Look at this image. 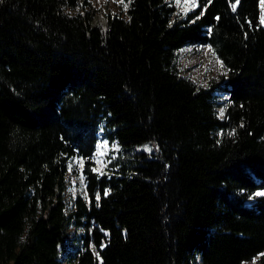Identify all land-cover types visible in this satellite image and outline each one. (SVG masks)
Segmentation results:
<instances>
[{"label": "trees", "instance_id": "16d2710c", "mask_svg": "<svg viewBox=\"0 0 264 264\" xmlns=\"http://www.w3.org/2000/svg\"><path fill=\"white\" fill-rule=\"evenodd\" d=\"M129 1L0 0V264H264L261 0ZM203 44L223 86L180 73ZM101 128L122 154L99 174ZM75 157L87 198L68 214Z\"/></svg>", "mask_w": 264, "mask_h": 264}, {"label": "rangeland", "instance_id": "374dc122", "mask_svg": "<svg viewBox=\"0 0 264 264\" xmlns=\"http://www.w3.org/2000/svg\"><path fill=\"white\" fill-rule=\"evenodd\" d=\"M81 2L83 0H80ZM86 9L90 11L91 8L97 9L100 14L104 16H126V12L129 6V0H124V4H127V8H124V4L118 2V0H86ZM171 5L176 8L177 14L181 17L186 16L191 11L198 7V0L192 3V0H167ZM91 6V7H90ZM262 17H264V4L261 3ZM85 8L77 6L71 9L72 14L84 12ZM264 24V23H263ZM178 65L182 76L190 78L199 86L208 87L212 81L219 82L220 85H224V79L227 75V69L223 62L220 60L215 50L210 44L185 46L178 50ZM228 96L219 92L218 101L224 105L227 103ZM222 110V111H221ZM220 117L223 116L224 106L218 108ZM145 149H150L147 151ZM136 151L154 152V146L147 143L141 146H137ZM122 154V148L117 141L109 142L104 135V131L101 128L99 132V140L97 149L94 155L95 166L94 169L97 173H104L106 166L114 159ZM84 162L81 158L75 157L69 162V172L67 174V190H66V203L68 214L75 207V200L78 196L87 198L86 193V178L83 174ZM258 192H264L260 190ZM83 231L77 229L73 224L68 227L67 241L70 246L76 245L74 238L82 234ZM256 259L252 261H246L243 264H255Z\"/></svg>", "mask_w": 264, "mask_h": 264}, {"label": "snow or ice", "instance_id": "6c2138e0", "mask_svg": "<svg viewBox=\"0 0 264 264\" xmlns=\"http://www.w3.org/2000/svg\"><path fill=\"white\" fill-rule=\"evenodd\" d=\"M119 3L124 4V0H118ZM177 2H179V0H177ZM192 3H195V0H192ZM239 3V0H235V3L232 5L233 11H235L236 9V5ZM261 3L264 4V0H261ZM124 8H127V4H124ZM262 23H264V17H262L261 20ZM222 111V110H221ZM147 151H150V149H145ZM105 195H107V193H105ZM255 195L257 196H264V192H257ZM97 199H99V197H97Z\"/></svg>", "mask_w": 264, "mask_h": 264}]
</instances>
